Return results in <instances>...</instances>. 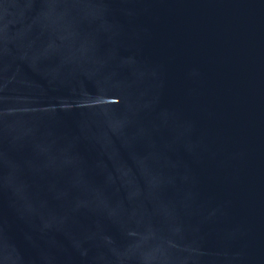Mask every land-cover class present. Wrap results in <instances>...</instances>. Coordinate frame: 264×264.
<instances>
[{"label":"water","instance_id":"water-1","mask_svg":"<svg viewBox=\"0 0 264 264\" xmlns=\"http://www.w3.org/2000/svg\"><path fill=\"white\" fill-rule=\"evenodd\" d=\"M0 264H264V0H0Z\"/></svg>","mask_w":264,"mask_h":264}]
</instances>
